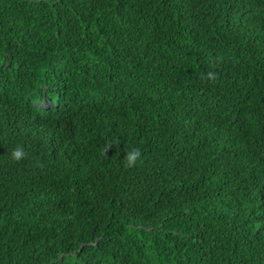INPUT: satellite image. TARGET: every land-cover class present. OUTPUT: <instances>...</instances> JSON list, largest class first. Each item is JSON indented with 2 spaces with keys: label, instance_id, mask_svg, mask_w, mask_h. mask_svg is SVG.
Returning a JSON list of instances; mask_svg holds the SVG:
<instances>
[{
  "label": "trees",
  "instance_id": "16d2710c",
  "mask_svg": "<svg viewBox=\"0 0 264 264\" xmlns=\"http://www.w3.org/2000/svg\"><path fill=\"white\" fill-rule=\"evenodd\" d=\"M0 264H264V0H0Z\"/></svg>",
  "mask_w": 264,
  "mask_h": 264
},
{
  "label": "clouds",
  "instance_id": "9594fccd",
  "mask_svg": "<svg viewBox=\"0 0 264 264\" xmlns=\"http://www.w3.org/2000/svg\"><path fill=\"white\" fill-rule=\"evenodd\" d=\"M202 78L204 79H207V80H212V81H215L216 80V73L213 72V71H209L207 74H204L202 76ZM111 143L109 144H106L105 145V148H104V152L105 154L107 153L108 149L111 147ZM27 155V153L24 152L23 148L21 147H17V148H14L12 150V153H11V158L15 161H19L21 160L22 158H24L25 156ZM142 160V153H141V150L140 148L138 147H134L132 148L131 150H129L125 157H124V166L126 168H133L135 167L138 162H140Z\"/></svg>",
  "mask_w": 264,
  "mask_h": 264
}]
</instances>
